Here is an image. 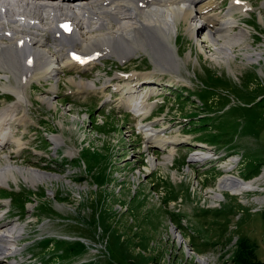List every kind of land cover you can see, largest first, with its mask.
Returning a JSON list of instances; mask_svg holds the SVG:
<instances>
[{"label": "rangeland", "instance_id": "obj_1", "mask_svg": "<svg viewBox=\"0 0 264 264\" xmlns=\"http://www.w3.org/2000/svg\"><path fill=\"white\" fill-rule=\"evenodd\" d=\"M231 1H219L222 16ZM241 1L250 3L251 9L246 15L234 13L241 21L219 44L230 48L228 66L225 56L215 50L218 44L198 45L181 21L172 40L183 60L179 76L160 73L153 54L144 51L123 62L97 57L81 72L64 68L55 94L48 89L56 80L33 83L27 97L31 102L23 111L28 124L9 128L12 136H24L25 148L12 157L14 147L0 148V170L34 168L54 179L31 185L15 174L21 181L0 186V218L13 231L24 228L19 239L7 243L16 253L3 257L0 264H227L240 238H249L264 262V22L259 20L264 0ZM113 23L111 30L117 28ZM148 73L154 80H148ZM70 77L95 81L100 89L80 91L68 82ZM10 81L15 84L13 78ZM138 81L145 83L141 87L158 86L153 98L167 96V105L146 120L166 115L165 123L160 121L156 128L168 127V137L191 135L192 141L175 145L178 152L172 160L164 159L168 149L150 147L148 139L133 132L136 118L126 98L131 95L128 87ZM3 83L8 84L1 80L0 86ZM51 94L53 108L37 100ZM15 101L13 92L0 89V109ZM128 130L133 134L125 133ZM54 135L61 136L64 144L57 147L51 141ZM199 142L222 155L226 152V157L238 155L239 165L232 174L251 180L247 183L256 192L233 196L223 191L215 199L209 189L216 190L224 170L211 163L213 168L199 171L198 176L186 165L196 149L190 145ZM148 153L155 166L145 161ZM135 170L141 171L136 183L130 178ZM173 175L187 178V183L175 185ZM197 176L203 192L200 186L194 192L188 184ZM213 199L221 200L220 207L212 204ZM176 203L181 204L180 213L172 210ZM171 222L199 255L184 244L176 229L172 231Z\"/></svg>", "mask_w": 264, "mask_h": 264}, {"label": "bare ground", "instance_id": "obj_2", "mask_svg": "<svg viewBox=\"0 0 264 264\" xmlns=\"http://www.w3.org/2000/svg\"><path fill=\"white\" fill-rule=\"evenodd\" d=\"M219 1L83 0L81 4L74 5L75 2L70 3V7L67 8H46L43 4L31 5L24 3L22 0L7 1V3L0 1V68L11 70V72L0 70V81L6 80L9 84L3 83L0 89L5 92H13L16 96V101L13 104L4 105L0 109V148H6L8 145L12 146L14 149L10 156L20 155L26 145L24 136H12L9 130L10 124H28L27 115L23 113L31 102L28 100V90L33 87L34 82L52 79L56 80V83L53 84L52 82L50 84L51 87L48 92L55 94L59 88V75L64 72V68L81 72L91 66L97 57H115L123 62L139 55L141 52L150 51L156 60V64L154 60L153 63L160 73H174L179 76L180 64H183V60L178 56V52L176 53L177 48L172 41L174 40L173 37L177 36L179 22L186 23L185 29L188 28L189 32L186 31L189 36L197 39L198 45L207 41L216 46V44L219 45L220 42L225 41L229 37V33L238 27L234 25H238L241 20L234 13L246 15L252 7L250 3L232 0L227 13L222 16L217 11L222 8V6H219ZM36 2L40 3V1ZM260 16L259 20L264 22L262 19L264 15L260 14ZM234 17L238 20H235ZM112 22L117 24L115 30L110 29ZM93 23L95 26H93ZM95 29L105 31H96ZM245 32L249 31L246 30ZM245 32L243 30V33ZM43 33L49 35L46 37L47 40L43 38ZM219 46L215 50L225 56V63H229L228 60L232 58L229 54L230 48ZM73 55H81L83 58L81 63H77L72 58ZM191 58L190 56L189 59ZM12 71H14V74H12ZM145 75H150L146 76L148 80H154L151 73ZM132 76H136L135 73ZM10 78L15 80V84L12 85ZM68 82L78 87L80 91H94L100 88L95 81H86L81 77L78 80L70 77ZM141 83L143 82L139 81L138 86ZM156 89V87L149 88L147 92L156 91ZM135 93L137 91L133 92V94ZM52 96L53 94L39 96L37 100L42 103L45 102L53 108L55 107L54 104H50ZM146 97V94L143 97L139 92L134 103H132L131 109L141 121L137 127L145 133L149 144L152 145L150 147H162L166 150L168 146V152L164 159L172 160L175 155L174 146L179 141L177 137L163 138L161 132L164 128H155L152 125L157 123L159 119L150 124L143 121L152 113V110L146 108L148 105L142 107ZM140 131H137V133H140ZM127 132L132 133V130L125 131V133ZM51 141L57 147L64 144L62 137L59 135H54ZM67 153L69 155L73 154L72 151ZM210 156L214 159L220 157L214 152ZM191 158V161L200 162L207 159L208 156L205 153H196ZM238 162L239 158L233 157L219 164L225 175L219 180L216 190L209 189L214 193L215 199L221 198V192L223 191H228L233 196H238L235 194H241L239 196H242L248 192H256L253 191V186L247 183L251 180L245 181L241 178H235L236 176L233 177L232 171L236 168ZM155 165V162H152L151 167ZM30 169L32 170L20 166H7L5 169H1L0 186L8 188L10 182L17 183L21 179L31 185H38L54 179L53 176L34 172V168ZM15 174H19L21 179L18 180ZM140 175L141 171L136 172V175H132L130 177L131 182L136 183L138 181L137 176L140 177ZM174 178L179 180L177 181L179 183L187 179L177 178L175 175ZM199 186V182L195 179L192 190L197 192ZM156 198L158 199L159 196ZM220 203L221 200L218 202L213 199L212 201V204L216 206H219ZM175 206L178 207V204ZM2 218H0V261L16 253L17 249L8 247L7 243L19 239L24 230L21 226L14 231L11 230L12 226ZM15 227L13 226V228ZM174 229L178 231L177 227H174ZM175 236L181 241L179 235L175 234ZM182 241L184 244L189 243L183 237ZM189 246L195 253V249L191 245Z\"/></svg>", "mask_w": 264, "mask_h": 264}, {"label": "trees", "instance_id": "obj_3", "mask_svg": "<svg viewBox=\"0 0 264 264\" xmlns=\"http://www.w3.org/2000/svg\"><path fill=\"white\" fill-rule=\"evenodd\" d=\"M259 172L260 168L258 173ZM83 247L80 249L78 248V251L81 252V249L83 251ZM227 264H264V262L257 257L256 246L254 243H252L249 238H240L237 249L235 250L231 261Z\"/></svg>", "mask_w": 264, "mask_h": 264}, {"label": "snow or ice", "instance_id": "obj_4", "mask_svg": "<svg viewBox=\"0 0 264 264\" xmlns=\"http://www.w3.org/2000/svg\"><path fill=\"white\" fill-rule=\"evenodd\" d=\"M238 2H239V0H238Z\"/></svg>", "mask_w": 264, "mask_h": 264}]
</instances>
